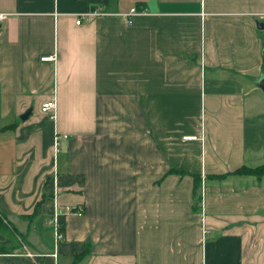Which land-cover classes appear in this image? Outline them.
<instances>
[{"label": "crops", "instance_id": "crops-1", "mask_svg": "<svg viewBox=\"0 0 264 264\" xmlns=\"http://www.w3.org/2000/svg\"><path fill=\"white\" fill-rule=\"evenodd\" d=\"M0 12V264H264V0Z\"/></svg>", "mask_w": 264, "mask_h": 264}, {"label": "built area", "instance_id": "built-area-1", "mask_svg": "<svg viewBox=\"0 0 264 264\" xmlns=\"http://www.w3.org/2000/svg\"><path fill=\"white\" fill-rule=\"evenodd\" d=\"M135 10H136L135 7H131L130 12H134ZM98 11L99 10L96 9L94 12L97 13ZM261 16L264 17V14ZM5 17H6V14L3 12H0V23L4 20ZM76 22L79 23L80 18H78ZM53 58H54V54L41 56V59L43 60H51ZM55 105H56L55 98L51 97L50 99L42 103L41 110L44 112H48L50 117H53L54 111H55ZM66 136H67L66 134H59V133L54 134V146L56 149L58 148L60 138L66 137ZM71 211H76L77 213H80L79 210L74 209V207H70L68 205L61 207L57 204H54L51 218L49 220V224L52 228L53 235H54V243L56 245L58 241H60V239H62L63 237V233L61 230L60 216L63 214H67L68 212H71ZM205 232H208V229H206ZM53 254H56L55 251L53 252Z\"/></svg>", "mask_w": 264, "mask_h": 264}, {"label": "trees", "instance_id": "trees-1", "mask_svg": "<svg viewBox=\"0 0 264 264\" xmlns=\"http://www.w3.org/2000/svg\"><path fill=\"white\" fill-rule=\"evenodd\" d=\"M234 173H239V174H257V175H262L264 174V165H260L257 167H249V166H243L236 171H233ZM231 173V172H229ZM221 174L217 175L218 177H225L227 174ZM196 184H199L198 178L196 179ZM196 185V186H197ZM197 188V187H196ZM200 200V198H199ZM7 217L4 214L0 213V252H6L7 248L6 246L10 243V239L8 236L5 235V230L7 228Z\"/></svg>", "mask_w": 264, "mask_h": 264}, {"label": "rangeland", "instance_id": "rangeland-1", "mask_svg": "<svg viewBox=\"0 0 264 264\" xmlns=\"http://www.w3.org/2000/svg\"><path fill=\"white\" fill-rule=\"evenodd\" d=\"M7 228L4 231L5 235L9 237L10 243L7 246L8 250H14V249H24L26 248V241L25 238L23 239V236L21 235V231L18 227H16L11 221L7 219ZM63 238V237H62Z\"/></svg>", "mask_w": 264, "mask_h": 264}, {"label": "water", "instance_id": "water-1", "mask_svg": "<svg viewBox=\"0 0 264 264\" xmlns=\"http://www.w3.org/2000/svg\"><path fill=\"white\" fill-rule=\"evenodd\" d=\"M259 85L264 89V77H261L259 80ZM30 112V109H28L23 115L22 117H26L28 115V113Z\"/></svg>", "mask_w": 264, "mask_h": 264}]
</instances>
